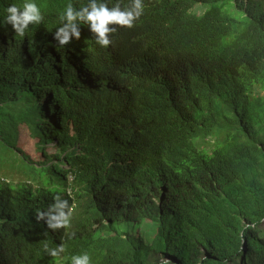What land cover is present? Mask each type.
Returning <instances> with one entry per match:
<instances>
[{"label":"trees","instance_id":"trees-1","mask_svg":"<svg viewBox=\"0 0 264 264\" xmlns=\"http://www.w3.org/2000/svg\"><path fill=\"white\" fill-rule=\"evenodd\" d=\"M36 3L24 36L0 26V264H264V0H143L164 40L131 57L81 24L88 88L47 62L88 0Z\"/></svg>","mask_w":264,"mask_h":264},{"label":"clouds","instance_id":"clouds-1","mask_svg":"<svg viewBox=\"0 0 264 264\" xmlns=\"http://www.w3.org/2000/svg\"><path fill=\"white\" fill-rule=\"evenodd\" d=\"M111 0H88V3L80 8H75L69 3L60 16V26L54 33L53 45L48 44L47 48L52 56L47 62L60 81H66L68 76H73L84 86L89 83V76L86 68L90 67L86 62L70 64V57L75 58L74 51L69 44L73 39L81 37V24L87 29L88 37L98 47H101L110 54L123 53L127 57L133 55H145L155 49L162 38L159 29L151 20L152 14L148 12L143 0H130L127 3H115L109 7ZM43 15L36 0H24L22 6L10 4L5 9V15L0 20V26L11 25L12 30L19 36H24L31 24H39ZM157 41L150 48L145 46ZM59 47V51L54 49ZM25 51L24 48H22ZM66 58V59H65ZM83 77L87 80H84ZM71 209L68 201L55 197L46 212L37 210L36 219L44 220L50 229L67 227L70 223ZM45 251L51 257L59 258L65 251L64 246L57 245L49 248L44 246ZM71 264H91L90 256L87 253L71 256Z\"/></svg>","mask_w":264,"mask_h":264},{"label":"rangeland","instance_id":"rangeland-1","mask_svg":"<svg viewBox=\"0 0 264 264\" xmlns=\"http://www.w3.org/2000/svg\"><path fill=\"white\" fill-rule=\"evenodd\" d=\"M19 51H23V49H20ZM48 150H49L50 152L53 151V149L51 148V146L48 148ZM263 230H264V227H263Z\"/></svg>","mask_w":264,"mask_h":264},{"label":"water","instance_id":"water-1","mask_svg":"<svg viewBox=\"0 0 264 264\" xmlns=\"http://www.w3.org/2000/svg\"><path fill=\"white\" fill-rule=\"evenodd\" d=\"M247 243L244 241V249L246 248Z\"/></svg>","mask_w":264,"mask_h":264}]
</instances>
